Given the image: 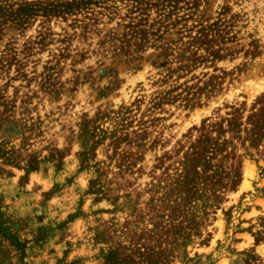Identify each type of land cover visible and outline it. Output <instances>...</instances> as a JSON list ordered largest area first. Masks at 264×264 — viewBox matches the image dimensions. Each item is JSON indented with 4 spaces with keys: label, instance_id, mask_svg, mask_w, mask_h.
I'll return each instance as SVG.
<instances>
[{
    "label": "rangeland",
    "instance_id": "374dc122",
    "mask_svg": "<svg viewBox=\"0 0 264 264\" xmlns=\"http://www.w3.org/2000/svg\"><path fill=\"white\" fill-rule=\"evenodd\" d=\"M0 264H264V0H0Z\"/></svg>",
    "mask_w": 264,
    "mask_h": 264
}]
</instances>
